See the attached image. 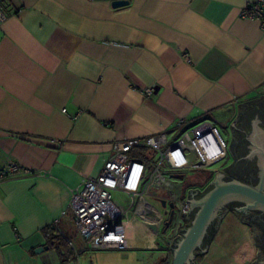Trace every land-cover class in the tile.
I'll list each match as a JSON object with an SVG mask.
<instances>
[{"label": "crops", "instance_id": "0c3cea01", "mask_svg": "<svg viewBox=\"0 0 264 264\" xmlns=\"http://www.w3.org/2000/svg\"><path fill=\"white\" fill-rule=\"evenodd\" d=\"M254 1L0 0V170L13 161L30 171L0 183V264L79 261L90 248L66 236L72 191L102 172L116 141L167 145L203 121L230 130L240 104L264 99V29L239 17ZM189 172L166 184L187 195ZM236 221L227 216L223 233L247 232ZM53 227L72 260L51 247ZM156 228L133 219L127 249H160Z\"/></svg>", "mask_w": 264, "mask_h": 264}, {"label": "built area", "instance_id": "2783aa9c", "mask_svg": "<svg viewBox=\"0 0 264 264\" xmlns=\"http://www.w3.org/2000/svg\"><path fill=\"white\" fill-rule=\"evenodd\" d=\"M239 17L257 21L264 29V0H255L244 7ZM8 15L0 7V25ZM153 91L148 90L150 95ZM65 112V111H64ZM151 146L159 154L158 163L150 170L146 164L131 158L130 154L139 147ZM114 153L105 163L98 176L88 177L83 186L72 191L69 210L79 236L90 250L127 249V225L133 219L154 224L156 239L171 246L180 236L186 224L183 213L190 212V205L184 199L182 184L168 186L169 172L208 170L228 158L227 143L218 128L203 121L185 130L175 141L165 145V141L149 139L142 144L138 140L116 141ZM19 163L9 161L0 170V183L21 175H29ZM169 187V188H168ZM151 191L165 194L161 199L167 204L175 203L177 209L168 227L169 213L157 208L147 200ZM123 193L127 197L122 205L114 197ZM70 246L78 253L73 241Z\"/></svg>", "mask_w": 264, "mask_h": 264}, {"label": "flooded vegetation", "instance_id": "af4514ba", "mask_svg": "<svg viewBox=\"0 0 264 264\" xmlns=\"http://www.w3.org/2000/svg\"><path fill=\"white\" fill-rule=\"evenodd\" d=\"M229 131L230 138L226 143L228 158H231L232 161L230 165L210 172H213L214 175L222 172L226 182L237 181L253 188H258L261 184L264 185V99L244 109L241 115L236 117ZM210 183L203 188H194L198 191L196 195L204 196L210 190ZM246 205V202L241 200L230 201L223 205L217 218L208 229L202 246L203 250L209 244L211 245L226 217L232 215L251 232L255 248L254 264L264 262V210L251 209L246 212H238ZM194 214L195 212L191 213L192 218ZM202 249L196 251L197 264L199 256L202 255Z\"/></svg>", "mask_w": 264, "mask_h": 264}, {"label": "water", "instance_id": "95a60500", "mask_svg": "<svg viewBox=\"0 0 264 264\" xmlns=\"http://www.w3.org/2000/svg\"><path fill=\"white\" fill-rule=\"evenodd\" d=\"M127 1H115L113 7H120L127 5ZM263 97V96H262ZM260 102V101H259ZM256 104L255 102H249V106ZM238 115L245 109L243 104L238 106ZM234 124V123H233ZM232 124V125H233ZM231 125V126H232ZM214 180L210 183L209 189L204 196L198 197L196 195L197 190H190L186 197V201L190 205V212L183 213L185 219L187 216L195 212L189 225L180 230V236H178L172 244L171 251L173 257L171 264H197V250H201L203 242L207 236V232L211 224L217 218L219 210L230 201H245L246 206L239 209L238 212H246L251 209L264 210V185L261 184L258 188H253L246 184L230 181L226 182L222 172H218L214 176ZM164 215L169 213V220L165 226L168 227L173 219L177 206L175 203L167 204V200L161 201ZM210 244L202 253L209 250ZM49 249V247H46ZM44 248H39L36 253H40ZM261 264H264L262 262Z\"/></svg>", "mask_w": 264, "mask_h": 264}, {"label": "rangeland", "instance_id": "374dc122", "mask_svg": "<svg viewBox=\"0 0 264 264\" xmlns=\"http://www.w3.org/2000/svg\"><path fill=\"white\" fill-rule=\"evenodd\" d=\"M220 133L226 141L230 138V131L226 127L221 128ZM159 154L155 155L150 161V170L158 163ZM231 158H227L223 162L214 167L208 169L209 171L217 170L218 168L226 167L230 165ZM205 170V171H208ZM202 171H191L188 173L189 177L201 174ZM181 180V179H180ZM188 181L187 179H182L180 182ZM192 181V180H191ZM158 203V205H157ZM155 202L157 208H160L159 202ZM161 206V205H160ZM233 221H236L234 216H230ZM237 222V221H236ZM226 225H221L219 228V237L216 235L213 240L214 243L210 245L209 250L202 253L199 256L198 264H254L255 259V248L254 241L251 233L247 228H244L247 232L241 233V230L234 228V237H229L227 233H223ZM228 227V226H227ZM229 228V227H228ZM233 229V228H232ZM231 229V230H232ZM71 231L65 230L67 237L76 238L78 236L77 228L72 226ZM135 234L137 238L143 236L140 230ZM218 238V239H217ZM212 241V242H213ZM160 243V249H104V250H90L87 249L85 252L80 254V259L76 264H171L173 252L170 253L172 248H168L167 244L163 241H158ZM79 248L84 246V242L79 239ZM85 247V246H84ZM83 248V247H82ZM248 252V254H247ZM63 255L65 259L66 250L63 249ZM248 255V256H247Z\"/></svg>", "mask_w": 264, "mask_h": 264}, {"label": "trees", "instance_id": "16d2710c", "mask_svg": "<svg viewBox=\"0 0 264 264\" xmlns=\"http://www.w3.org/2000/svg\"><path fill=\"white\" fill-rule=\"evenodd\" d=\"M151 154H152V152L147 147H139V148L135 149L130 154V156L134 160L148 165L150 163L148 155H151ZM200 171H202L201 174H199L195 177L194 182H190L185 186L184 193H185V190L186 191L188 190V188H193V187L194 188H197V187L203 188V187L207 186L214 179L215 175L213 172L205 171V170H200ZM184 196H186V193L184 194ZM72 220H73V216H72ZM54 228H55V232H56L57 228L53 227L52 229H54ZM57 232L53 235V237L51 239V247L57 249L62 254L63 257H64L63 249H65L66 250L65 259L72 260V258L74 257V253L72 252V249L69 247L65 237L60 235L59 232H58L59 233L58 234Z\"/></svg>", "mask_w": 264, "mask_h": 264}, {"label": "bare ground", "instance_id": "6f19581e", "mask_svg": "<svg viewBox=\"0 0 264 264\" xmlns=\"http://www.w3.org/2000/svg\"><path fill=\"white\" fill-rule=\"evenodd\" d=\"M126 233H127V227H126Z\"/></svg>", "mask_w": 264, "mask_h": 264}]
</instances>
